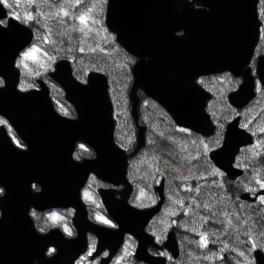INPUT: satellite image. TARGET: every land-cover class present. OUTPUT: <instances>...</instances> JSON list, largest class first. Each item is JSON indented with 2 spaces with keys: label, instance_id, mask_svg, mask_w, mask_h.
<instances>
[{
  "label": "water",
  "instance_id": "95a60500",
  "mask_svg": "<svg viewBox=\"0 0 264 264\" xmlns=\"http://www.w3.org/2000/svg\"><path fill=\"white\" fill-rule=\"evenodd\" d=\"M136 1L109 0L107 12V24L115 32L117 41L129 52L140 56L132 68L134 81L129 92L134 119L139 122L138 90L143 89L147 95L162 103L180 126L190 127L205 135L213 134L216 126L212 124L206 111V103L211 94L196 82L200 75L230 70L235 75L243 76L244 82L239 89L230 94L231 102L238 107H243L255 96L254 77L250 69H244L247 57L239 59L226 54L224 49V36L220 29L225 18L221 10L223 1L211 2L208 4L209 9L190 7L185 0H152L150 5L148 0ZM140 19L141 22L145 19V27L152 29L150 32L156 44L154 52L147 53L145 45L143 49L146 53L141 50ZM15 26L8 29L0 26V42L2 34H11L13 28L20 30ZM178 30H183L184 34H177ZM21 32L25 35L22 40L28 43V31L22 28ZM257 37L258 24H255L254 36L250 39L251 51ZM10 54L0 50V74L6 77V85L0 93L9 94V102L0 103V112L14 120L28 148L11 152L9 161L25 163L24 166L14 168L12 181L8 182L6 178L0 183L6 189V194L10 196L18 193L19 186H22L26 191L22 190L21 193L32 196L33 192L29 188L33 182L41 184L44 189L47 187L46 192L49 194L51 186L58 184L59 187L67 189L60 190L55 195H47L45 199H36L38 202L47 200L55 206H68L75 202L74 199L91 171L105 180L116 183L124 180L127 157L114 141L115 120L107 75L91 71L84 83L73 75L69 60L62 59L57 63L52 76L65 89L67 99L74 104L78 114V118H68L55 110L46 85L40 90L22 92L17 88V81L11 82L8 78V70L1 71L4 65L11 66ZM258 65V76L264 85L263 58ZM239 120L238 114L228 125L223 145L210 152L213 162L232 180L244 174V169L235 166L237 155L244 145L253 142L252 136L239 127ZM145 130L146 126H138V147L145 144ZM80 140L95 148L97 156L94 159L80 161L72 157L76 143ZM155 189L160 197L159 204L149 209H137L134 216L136 219L143 218V224L130 229L139 238L140 248L144 246L147 238L144 223L159 211L164 199L163 175L156 179ZM42 193H37L36 196H42ZM28 196L23 199V203H26ZM262 196L264 187H261V183L259 189L243 191L240 194L242 200L264 204L260 199ZM4 209L5 218L0 221V233L3 234L0 237V264H32L27 258L34 248L23 242V233L16 229L11 233L12 237L7 236V225L3 222L7 217V207ZM26 209V205H23L22 215L26 214ZM111 210L115 211L114 208ZM129 212L130 208L127 207L124 213L127 215ZM125 217L120 223L123 233L128 230ZM253 251L258 264H264V255L256 249Z\"/></svg>",
  "mask_w": 264,
  "mask_h": 264
},
{
  "label": "flooded vegetation",
  "instance_id": "af4514ba",
  "mask_svg": "<svg viewBox=\"0 0 264 264\" xmlns=\"http://www.w3.org/2000/svg\"><path fill=\"white\" fill-rule=\"evenodd\" d=\"M108 1L109 0H105V6L107 5ZM151 1L152 0H149V4ZM218 1L219 0H185V2H187L190 7L205 9H209L208 4H211V2L217 3ZM221 2L223 3L221 8L223 12L222 16L225 15L224 23L220 24L221 32L222 34L226 32V34H223L226 38L236 42L237 45H240V50L243 47H246L247 40H250L251 37L254 36L255 25L253 23H257L259 25V37L256 44L254 45L252 58L248 64L251 75H254L256 89V96L247 104L249 105L259 97L261 91L264 89V85L257 76L258 59H264V0H221ZM0 6V26L2 29H8L15 25L16 28H20V30L18 29L17 31L15 28H13L12 33L9 35L7 33H5L7 34L6 36L2 34L3 36L1 37L2 41L0 42V50L11 53V60H9V65L11 66L6 67V65H4L1 71L8 70V78L11 80V82H13V80L17 81V87L21 91L34 90L44 84L47 85L50 88L51 93H53L55 87L58 85L53 79L51 73L54 71L56 63L63 59L62 57H55L50 68H37V75L31 79L32 83L29 85L27 84L26 74V68L28 67H25L29 57L23 58V63H21L22 54L35 47L38 42L41 43L40 46H43L42 49H44V52L48 51V49L51 51V47L48 45L49 39H51V37L47 38L46 30L40 29V24H37L42 23V16L44 15L39 7V0H7V3L3 0H0ZM28 15L33 16L34 19L26 20L25 17ZM229 19H231V21ZM22 28L26 29L28 33L29 30L31 31L30 40L28 43L26 40H22L25 37V35L21 32ZM177 32L178 34L184 33L183 30H178ZM218 32H220V30H218ZM41 36L44 37L41 38ZM145 46L148 49L147 53L155 51V42L153 43L148 40L145 43ZM53 49L51 52H53ZM240 53L246 52L244 51ZM223 74L231 73L223 72L219 74H208L202 75L198 78V83L212 95V98L206 103V110L210 114L213 122L212 124L216 126V129L212 135H205L201 132L178 126L172 114H170L155 99L147 95L143 89L138 90L140 103L144 101L149 102L152 100L156 106L158 105L167 113L172 123L178 128H182V130L184 129L183 132L187 135L204 139L222 137L221 143L219 141L216 146L209 148L210 153L212 150H215L222 145L231 120L226 121L225 125H223V122L218 121L216 118L213 103L218 99V95L214 89L210 88L209 85L205 83V79ZM237 78V86L225 92L228 104L234 108L236 107L230 101V94L239 88L243 80L242 77ZM5 85L6 77L0 74V90ZM8 102L9 94H6V92L0 93V103L7 104ZM140 103L139 122L137 123L134 119L137 142L133 151L124 143L122 139L123 131L119 127L121 119L119 115L117 118V127L115 129L116 143L121 149L125 151L126 157L128 159L127 175L120 183H116L113 180H105L98 176L95 172H91L87 182L82 186L80 191L82 202L68 207L54 206L51 205V203H48L47 200H43L47 195H55L60 190L67 189L66 187L62 186L59 187L58 184H52L53 186H51V189H49L50 192L47 194V187L44 189L41 184L39 185L37 183H33L31 187L34 192L42 193L45 191V193H42L43 195L39 197L36 196V193H34L32 196H28L26 193H21L23 189L22 186L19 189V193L12 194L13 199L15 196L17 199H21V201L17 203L18 206L20 205V208L15 210L16 203L14 200L9 202L8 205L10 206V209L6 217L7 226L11 230H14L16 226L19 230L24 231L23 233L26 234L23 235L24 242L26 244L29 243L28 245L34 248L30 256H28L29 259L27 258V260H30L32 264H258L256 259L257 257L255 256V252L253 250L256 249V251L264 255V247L262 243H260L262 240L259 236L256 238V240L253 237H249V242L246 244V248L250 251L251 256H239L235 250L237 246L236 242L239 240V236H236L230 228L223 227L226 224H219L213 219L210 225L202 224V229L200 232L195 231V233H192V223L190 220H187L188 223L185 225L186 229H183L181 222L183 221L184 217L180 213L170 216L169 221L171 224L167 226L158 221L162 215H168L165 213L169 197L168 181L172 182L171 173H174V171H165L156 174L153 180L147 183V186L149 189H151L154 195L155 202L150 205L141 204L137 197L139 181L135 177L133 169L130 168V163L132 160L129 161V157L133 153L145 149L148 145V126L141 122ZM58 109L62 112L59 107ZM239 113L242 118L240 109H237L235 116ZM0 120L6 121V123H0L1 183L6 178L8 182L11 180V178L13 180V175L15 174L14 168L24 166L25 163V161L23 164L20 162L9 161L12 157L11 152L17 149L26 150L28 144L24 138H22L14 123L9 119V116L0 113ZM139 125L146 126V141L145 144L140 147H138L137 139ZM254 138L256 139V136ZM80 145L81 144L78 145L77 149ZM86 148L89 149V151L92 152L94 156H96L93 148L90 146H87ZM94 156L90 159H93ZM74 157L79 160V158H77L75 155ZM214 166L217 167L215 164ZM196 173H198L197 167L194 174ZM159 175L164 176L165 198L159 211L144 223V231L147 238L145 239L144 246L140 248L139 238L134 233H132L130 229L140 227L141 224H143V218L136 219L134 216L136 215V209H146L158 204L159 198L155 191L154 183ZM229 180L234 181L232 179ZM261 181H264V179H259L257 182L258 185L248 189L245 187H236L235 189H231L233 192H228L229 198L234 199L236 192H238L240 204L248 205L250 208L264 207V204L254 201L242 200L240 198V194L243 191L259 189V184ZM58 182H60V180H58ZM228 183L230 184V181H228ZM187 187L188 184H183L181 189L184 191ZM0 189L3 190L0 191V220L2 221L5 218L2 202L6 199V189L2 185H0ZM68 195H70V193H68ZM27 196L28 198L26 203H23L22 199H25ZM6 197L11 199L9 194H7ZM35 197H43V199L41 202H38L36 201ZM22 205H26L27 208L26 214L24 215L20 214L22 211H24L23 207L21 208ZM79 205L80 208L78 207ZM127 207L131 209L126 215L124 212L126 211ZM112 208H114L115 211H112ZM195 209V205L190 203L186 204L185 215L193 213ZM15 212H18V214ZM53 212L57 213L60 218L56 219L53 225L48 226L46 225V222L48 221L47 219H49L50 214ZM123 217H125L128 222V230L124 233L120 224ZM104 221H109V223H105ZM235 225L240 229H243L242 225ZM65 229H67V231ZM220 231L223 233H220ZM69 232L71 234H69ZM201 234L207 237L206 247L201 245ZM187 236L193 238L194 240L193 242L189 243V246L185 245L184 242V237ZM8 237L11 236L8 235ZM225 245H227V248H225ZM50 250L53 251L50 252ZM34 255L38 257L35 258L36 256ZM209 257L213 259L211 263L207 260Z\"/></svg>",
  "mask_w": 264,
  "mask_h": 264
},
{
  "label": "rangeland",
  "instance_id": "374dc122",
  "mask_svg": "<svg viewBox=\"0 0 264 264\" xmlns=\"http://www.w3.org/2000/svg\"><path fill=\"white\" fill-rule=\"evenodd\" d=\"M3 1L7 3V0ZM39 7L44 15L42 23L37 24H40V29L46 30L47 38L51 37L48 45L51 51L54 49L53 52L49 49L44 52L43 46L38 42L36 51L31 52L25 64L28 67L27 84L32 83L31 79L37 75V68H50L55 57L70 59L74 74L82 81L87 80L90 70L104 72L110 80L115 108L121 119L119 127L123 131L122 139L133 151L137 140L129 91L134 81L132 65L136 58L118 44L115 35L105 25V0H80L79 3L77 0H39ZM61 8L68 12L67 16L62 14ZM84 13H88L90 17L87 25L78 19ZM80 28H84V32L79 31ZM205 83L218 95L213 108L218 121L225 125L237 112L236 108L228 104L225 92L237 86L238 78L223 74L209 77L205 79ZM53 95H56V103L63 113L75 115V110L65 100L61 87L56 86ZM140 112L141 122L148 126V145L133 153L129 161L132 160L130 168L139 181L137 197L141 204L150 205L155 202L147 183L158 173L174 171L171 173L172 182L168 181L169 197L165 211L168 215H162L158 220L160 223L167 226L171 224L170 216L180 213L184 217L181 222L183 229H186L187 220H190L192 233H195L201 231L202 224L210 225L214 219L219 224H226L223 227L230 228L239 236L235 249L239 256H251L246 248L249 237L256 240L259 236L264 247V207L250 208L240 204L238 192L234 199L228 195V192H233L231 189H248L258 185L259 179H264V89L254 102L240 109L241 126L255 135L256 139L238 154L236 165L244 168L245 174L234 181L229 180L209 158V148L216 146L219 141L221 143L222 137L204 139L185 134L184 129L175 126L167 113L152 100L141 102ZM74 155L81 160L94 156L86 146L84 149L79 146ZM196 167L198 173L194 174ZM183 184H188L184 191L181 189ZM188 203L195 205L196 209L185 215ZM47 220L46 225L54 224L55 220ZM235 224L242 225L243 229ZM193 241L191 237H184L187 246ZM207 260L210 263L213 261L211 257Z\"/></svg>",
  "mask_w": 264,
  "mask_h": 264
},
{
  "label": "snow or ice",
  "instance_id": "6c2138e0",
  "mask_svg": "<svg viewBox=\"0 0 264 264\" xmlns=\"http://www.w3.org/2000/svg\"><path fill=\"white\" fill-rule=\"evenodd\" d=\"M79 2H80V0H77V3H79ZM61 12H62V14L64 16H67L68 15V12L67 11H64L63 8H61ZM90 12H91V9L88 10V13H90ZM88 13H84L81 16L78 17V19L80 20V22L82 24L87 25V20L90 18L89 15H88ZM25 19L26 20H31V19H34V17L31 16V15H28V16L25 17ZM78 30L81 31V32H84V28H80ZM89 31H91V29H89ZM85 35H87V32H85ZM34 51H36V48L35 47H33L32 49H30L28 52L23 53L22 54L21 63H23V58L29 57L30 54H31V52H34ZM25 67H26V65H25ZM0 123H6V121L0 120ZM80 147L82 149H84L85 146L84 145H80ZM260 183H261V187H264V182H260ZM0 191H3V190L0 189ZM260 199H261L262 202H264V196L260 197ZM177 203H181V202L180 201H177ZM205 207H208V206L205 205ZM49 218L50 219H53V220H56V219H59L60 217L58 216L57 213L53 212V213L50 214V217ZM104 222L105 223H109V221H104ZM228 222L230 224L231 223V220H229ZM65 230L67 231V229H65ZM69 234H71V233L69 232ZM262 235H264V233H262ZM200 242H201V245L202 246H205L206 247L207 246V237L205 235L201 234ZM225 248H227V245H225ZM51 251H53V250H50V252ZM241 255H243V253H241Z\"/></svg>",
  "mask_w": 264,
  "mask_h": 264
}]
</instances>
